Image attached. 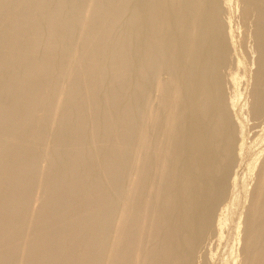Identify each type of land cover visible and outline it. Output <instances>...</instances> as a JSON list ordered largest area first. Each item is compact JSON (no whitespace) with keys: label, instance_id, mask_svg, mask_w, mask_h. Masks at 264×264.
<instances>
[{"label":"bare ground","instance_id":"6f19581e","mask_svg":"<svg viewBox=\"0 0 264 264\" xmlns=\"http://www.w3.org/2000/svg\"><path fill=\"white\" fill-rule=\"evenodd\" d=\"M0 264H264V0H0Z\"/></svg>","mask_w":264,"mask_h":264}]
</instances>
